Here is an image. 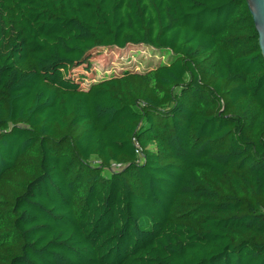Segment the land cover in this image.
I'll return each instance as SVG.
<instances>
[{"label":"trees","instance_id":"trees-1","mask_svg":"<svg viewBox=\"0 0 264 264\" xmlns=\"http://www.w3.org/2000/svg\"><path fill=\"white\" fill-rule=\"evenodd\" d=\"M258 38L247 0H0V264H264Z\"/></svg>","mask_w":264,"mask_h":264},{"label":"rangeland","instance_id":"rangeland-1","mask_svg":"<svg viewBox=\"0 0 264 264\" xmlns=\"http://www.w3.org/2000/svg\"><path fill=\"white\" fill-rule=\"evenodd\" d=\"M139 55L147 56L148 52L142 48L130 50L129 47L124 50H104L102 55L93 60L90 67L96 69L99 73L107 72L110 69H114V72L118 73L120 69L123 68L119 65V63L124 61L127 64L131 63V66L129 67H139L142 69V65L137 66V58ZM62 76L63 78H60L62 82H66L70 79V72H63Z\"/></svg>","mask_w":264,"mask_h":264},{"label":"water","instance_id":"water-1","mask_svg":"<svg viewBox=\"0 0 264 264\" xmlns=\"http://www.w3.org/2000/svg\"><path fill=\"white\" fill-rule=\"evenodd\" d=\"M247 1L253 22L258 32V37H259L258 41H259L261 56L264 60V42L261 43V37L262 35H264V0H247Z\"/></svg>","mask_w":264,"mask_h":264},{"label":"bare ground","instance_id":"bare-ground-1","mask_svg":"<svg viewBox=\"0 0 264 264\" xmlns=\"http://www.w3.org/2000/svg\"><path fill=\"white\" fill-rule=\"evenodd\" d=\"M264 42V35H262V37H261V43H263Z\"/></svg>","mask_w":264,"mask_h":264}]
</instances>
